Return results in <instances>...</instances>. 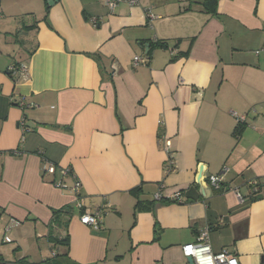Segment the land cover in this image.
Listing matches in <instances>:
<instances>
[{
  "label": "crops",
  "instance_id": "1",
  "mask_svg": "<svg viewBox=\"0 0 264 264\" xmlns=\"http://www.w3.org/2000/svg\"><path fill=\"white\" fill-rule=\"evenodd\" d=\"M203 1L0 0V264L63 254L48 235L65 231L76 264H187L203 230L212 252L264 264V0H218L214 16ZM64 170L100 231L79 222ZM159 185L191 201L135 212Z\"/></svg>",
  "mask_w": 264,
  "mask_h": 264
},
{
  "label": "built area",
  "instance_id": "2",
  "mask_svg": "<svg viewBox=\"0 0 264 264\" xmlns=\"http://www.w3.org/2000/svg\"><path fill=\"white\" fill-rule=\"evenodd\" d=\"M118 3H127L130 6H133V5H136L138 3V0H104V5L111 10H113ZM132 63H133V66L145 65L146 60L139 57V56H135L133 58ZM9 71L14 76L18 75V76H21L23 78H26V76H27V71H26V68L24 66H19L18 68L11 67L9 69ZM20 105H22L24 107H33L34 106L33 103L24 104L23 102H21ZM20 128L22 129L23 132L27 131L23 125V122L20 123ZM160 141H162L163 150H164L167 158H169L167 161L166 167H165V172L166 173H172L174 171V166H173V161L170 159V143H169V141L164 139L163 136L160 137ZM54 171H55V167L52 164H47L43 169L44 173H54ZM62 174L67 175L68 171L64 170L62 172ZM71 177H72L73 183H72L71 187L69 188V190L74 195L76 209L80 212V214L78 215L79 222L82 225L91 228L95 232L100 231L101 227H102V225H101V220H102L101 213L99 211H95L94 213H92L91 211H89L84 206L83 199L80 195L81 184L76 178L73 177V175ZM207 182L211 187H213L215 189H219L221 187V184H222V176L221 175L210 176L207 179ZM56 187L57 188H64L65 185L62 182H59L56 184ZM161 188H162V186H159L158 192L154 195V198L159 197V192H160ZM235 196H236L238 201L242 202V198H241L239 193H235ZM11 226H12V224L6 225L5 231H8L11 228ZM4 242L9 243L10 239L5 237ZM181 251H182V255L185 259H187V258L192 259L193 264H239L237 257L234 254L229 253L226 250H223V251L218 252V253H214L211 251L210 246L208 244V231L207 230H203L202 232H200L196 242L192 243V244L184 245L181 248Z\"/></svg>",
  "mask_w": 264,
  "mask_h": 264
},
{
  "label": "trees",
  "instance_id": "3",
  "mask_svg": "<svg viewBox=\"0 0 264 264\" xmlns=\"http://www.w3.org/2000/svg\"><path fill=\"white\" fill-rule=\"evenodd\" d=\"M217 5H218V0H205L201 3V10L203 13L214 16L217 14ZM150 48L151 49H158V48H165V43L162 42H155L150 44ZM150 50L147 52L149 53ZM241 122V121H239ZM242 123V122H241ZM240 123V124H241ZM244 126L243 125H238L236 127V129L233 132V135L236 139H238L241 135V131L243 130ZM68 171V170H67ZM68 174H70V176H72L71 172L68 171ZM162 186L163 185H159ZM162 188L160 189L159 192V197L158 198H153L151 201H141L138 200L136 205H135V212H140V211H152L154 206L156 205H166V204H173V203H178V204H182V203H187L191 201V198L188 200H180L179 194H183L182 192H179L178 195L173 196L171 198H165L162 196ZM192 189L196 190L197 186L192 187ZM136 191H140L139 189ZM199 199V198H198ZM76 209V206H75ZM77 211V216L80 214V212L76 209ZM73 215V208L71 207H67L61 210H58L56 212H54V216L52 219V227L55 228H61V229H65L66 230V224L67 222L70 220V218ZM65 220V222H64ZM51 228V227H50ZM48 239L50 242H53V244H60V245H64L67 249L66 252H64L63 254H59L57 256L52 257L51 259H47L44 260L41 263L38 264H76L73 261L70 260V258L68 257V245H69V236L67 234V231H65V235L63 237H53L52 234L50 233L48 235ZM20 264H32V263H28L24 260L20 261Z\"/></svg>",
  "mask_w": 264,
  "mask_h": 264
},
{
  "label": "water",
  "instance_id": "4",
  "mask_svg": "<svg viewBox=\"0 0 264 264\" xmlns=\"http://www.w3.org/2000/svg\"><path fill=\"white\" fill-rule=\"evenodd\" d=\"M148 46V45H147ZM200 171H201V169H200ZM200 180H201V172L199 173V175H198V177H197V179H196V184H200ZM186 262H187V264H193V261H192V259L191 258H187L186 259Z\"/></svg>",
  "mask_w": 264,
  "mask_h": 264
}]
</instances>
